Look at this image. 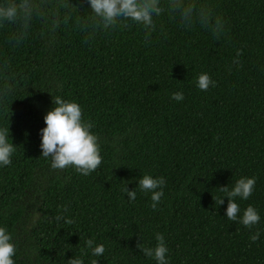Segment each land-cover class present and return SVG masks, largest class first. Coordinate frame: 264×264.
<instances>
[{
	"label": "trees",
	"instance_id": "obj_1",
	"mask_svg": "<svg viewBox=\"0 0 264 264\" xmlns=\"http://www.w3.org/2000/svg\"><path fill=\"white\" fill-rule=\"evenodd\" d=\"M192 2L223 21L220 35L167 10L147 39L131 22L103 29L87 0H31L26 26L0 23V128L15 146L0 168V225L14 264H155L136 245L154 246L157 232L169 264H264V0ZM201 72L214 87H195ZM57 97L77 102L97 136L102 159L87 176L40 156L43 115ZM145 174L166 181L156 208L135 187ZM241 176L256 178L252 195L236 200L259 212L253 229L224 217L227 198L215 203ZM134 187L129 203L124 188ZM58 211L72 223L56 221ZM89 238L102 256H90Z\"/></svg>",
	"mask_w": 264,
	"mask_h": 264
},
{
	"label": "clouds",
	"instance_id": "obj_2",
	"mask_svg": "<svg viewBox=\"0 0 264 264\" xmlns=\"http://www.w3.org/2000/svg\"><path fill=\"white\" fill-rule=\"evenodd\" d=\"M91 16L97 26L110 29L122 22H131L145 29V38L153 30L154 19L167 10L178 17L179 22L185 27L193 23L210 27L213 35H220L223 31V21L219 17H213L211 9L206 5H196L192 0H87ZM37 13L36 6L31 0H19V2L0 3V23H21L26 26ZM24 33H13L10 42L14 45L23 40ZM215 86L207 72H201L195 79V87L201 91ZM171 98L180 102L184 99L183 92L176 91ZM53 103V101H52ZM44 127L39 130L41 150L40 156L50 161L53 169H64L72 166L81 175L87 176L97 169L101 163V155L97 136L90 131L92 124L82 118L80 105L71 100L57 97L53 106L43 115ZM15 146L9 138L8 127L0 128V168L11 163ZM256 178L254 176H241L236 179L229 188L227 185L219 187L223 195L216 197L215 203L219 206L227 198L224 217L232 222H237L247 229H253L260 221V214L255 207L248 204L241 209L236 202L247 200L253 193ZM165 178L153 177L145 174L136 182L141 192L149 194L152 208H156L163 196ZM135 187L131 190L124 188L127 201L131 203L136 198ZM56 221L64 219L65 223H72L64 217V213L58 211L54 217ZM259 231L250 235L251 241H256ZM155 244L151 247L136 245L143 256L151 258L155 264H169L168 248L162 233L154 234ZM85 247L91 257H100L105 252L103 244L95 243L89 238L85 241ZM16 253V245L12 235L6 226L0 225V264H14L13 256ZM68 264H84L80 256L68 259ZM89 264H98L97 259H90Z\"/></svg>",
	"mask_w": 264,
	"mask_h": 264
}]
</instances>
